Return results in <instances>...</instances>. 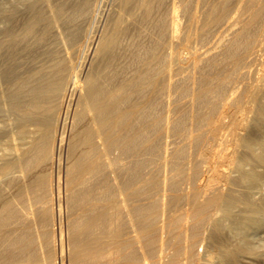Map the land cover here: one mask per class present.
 <instances>
[{
	"label": "bare ground",
	"instance_id": "6f19581e",
	"mask_svg": "<svg viewBox=\"0 0 264 264\" xmlns=\"http://www.w3.org/2000/svg\"><path fill=\"white\" fill-rule=\"evenodd\" d=\"M80 1L70 19L84 15L99 24L109 12L104 0ZM113 18V25L86 31L75 50L82 58L73 82L59 76L65 68L59 60L39 68L47 81L27 74L11 84L25 95L12 101L25 114L55 109L58 96L39 94L45 89L60 94L68 86L75 105L61 125L21 123L13 131V156L0 155V172L12 174L6 185L15 188L4 195L0 185V264L57 263L63 182L67 207L80 209L67 218L69 264H181L183 257L196 259L208 222L221 262L239 264L234 240L219 235L232 203H264V189L252 192L264 184V75L248 83L264 0H123ZM100 57L103 71L94 66ZM228 111L234 112V146L226 157L233 164L203 165L196 156L212 147L218 120ZM240 112L247 114L241 118ZM205 169L232 185L186 189L184 183ZM213 206H221L222 216H213Z\"/></svg>",
	"mask_w": 264,
	"mask_h": 264
},
{
	"label": "rangeland",
	"instance_id": "374dc122",
	"mask_svg": "<svg viewBox=\"0 0 264 264\" xmlns=\"http://www.w3.org/2000/svg\"><path fill=\"white\" fill-rule=\"evenodd\" d=\"M16 1L15 0H0V20H2L0 21V33H1L0 34V140L2 141V143H0L1 144L0 150L2 149L0 151L1 152L0 155L4 153L5 157L13 156L12 153L14 152V147H15V144L13 142L14 141L13 131L16 130V128H18L21 123L25 122V123H29L30 126L32 125L34 126V124L31 123L34 120H50L53 122L56 121L55 123L57 125H61L63 122V121L61 122V120H64L67 115L70 117L73 111L72 109L74 108V105H75V99H74V103L73 101L69 99V95L67 93L68 86L67 88L62 90L60 94L58 93L59 91H57L56 93L55 90H46V89L43 90V93H42L41 91L42 89H39V91H41L39 92V94L43 96L47 95L48 97H53L54 93L55 95L57 94L58 103L56 104L55 109L51 111H46L44 113L43 112H30V113L27 112L25 114L23 110L16 108L12 104V101L16 100L15 98L18 99V98L24 97L25 95L23 96L24 93H18L19 95L16 94L15 91H13V89L11 88L12 87L11 84H13V82L17 80L18 78L27 77V74L28 75L33 74L31 76L35 78L40 77V75H42L41 74L42 72L41 73L38 72L39 68L42 67V69L44 68V70H46L45 69L46 67L47 68L51 67L52 63H55L59 60L60 61L63 60L62 63H64L65 65V68L62 70V72L58 73L60 74L59 76L64 78L67 84H69L70 82H73L74 78H76V73H78L77 70L80 71V69H78L79 68L78 66L80 65V60L82 58L79 55V53L76 52L75 50L78 45L84 43L86 31L90 30V28L94 29L95 27L96 28L102 27L104 22L106 23V25H110V24L113 25L112 24L114 22L113 19H115L113 18V16H115V13H117L118 9L123 3V0H104V6L106 7V10H107L106 13L108 11L110 12V13L108 12L109 15L108 13L106 15H108L110 19L107 18L106 15H104V17L102 18V21L101 19L97 21L99 24L95 22L93 24L91 20L89 21V19L84 15L79 16L77 20L76 18H74V20L69 18V15H70L69 13H71L77 7V5L81 2L80 0H65L66 2L64 0H56V1L55 0H16ZM70 5L72 6L74 5V6L72 7ZM6 17L9 19H7ZM65 17L67 18L65 19ZM92 25H94L95 27H93ZM61 27H63V29ZM96 28L95 30H98ZM260 28L261 29L259 28L257 29L259 30L257 37L259 39V35H260V39L258 40V42L256 40V44H255V49L256 48L258 49V50L256 49V52L258 51L256 55L257 54L258 55H257L256 62L251 66L252 73L250 77H248L249 85H252L260 81L261 80L260 77H263L264 75V71H263L264 70V32H263L264 25L261 26ZM61 33L63 36L61 35ZM100 58L101 59H99L98 61L94 63L95 64L94 66L98 69L100 68V71H103V69L105 68L104 67L105 61L102 59V57ZM260 74H263V75L260 76ZM46 76H47L46 74L42 75L41 79L43 81H47V79L45 80ZM55 76L56 75H54L53 78H57V76L56 77ZM3 88L4 90L2 91ZM8 91L9 93L10 92L12 93L9 94L7 93ZM45 91H47L46 95L44 94ZM53 91L54 93L52 95L51 92ZM246 92L247 91L245 90V93ZM247 98H248L247 95H242V99L244 103L245 101L247 103ZM71 106L73 108H71ZM68 108L69 109L71 108V109L69 110ZM246 112L249 113V111H246ZM247 113L240 112L239 116L241 117L242 115L241 118H243ZM233 117H234V112L228 111L226 114L222 116L220 120H218L219 136L217 134V138H215L212 141L213 145L211 148L207 149L206 155L200 154L199 156L198 154L196 156V158H198L200 162L203 163V165L210 164V166L212 167L213 166L216 167L215 165H217L218 167L220 166L219 167L220 169H222V167L225 168L226 166V169H228L233 164V162L231 161L232 160L231 157L229 158L226 157V156H230L231 150L234 146V141L232 139L233 124H230V122L232 123L233 121ZM5 142L7 143L6 145H8V143L9 145L6 146ZM11 144H12V147H11L12 150L10 149ZM5 147H7L8 149ZM4 149L5 150L7 149L8 150L7 152L9 153L7 154V152L5 151L6 152L5 154ZM221 152H222V155H221ZM214 156L215 157L217 156V157L215 158ZM207 158L208 160H206ZM65 159H66V147L63 149V161ZM204 159H205V162L202 161ZM260 167H263V166L260 165ZM164 170H165L164 168L160 170L161 176L165 175L164 173L166 171L164 172ZM56 171H57V166L54 172ZM6 173L0 172V183H1L0 185H2L4 188L3 189L4 195L11 194V192H13V190L15 189L14 186H12L13 187L12 188L10 185H6V181L9 178V174H11V173H8V176H7ZM61 173H62V179H63L62 181H64V176H65L64 164L62 166ZM201 173H202V170H201ZM210 173L212 175H210ZM199 175H198L199 177L195 178V180L198 182H196L194 179H192V182L186 181L187 183L186 182L184 183L185 188L186 189L192 188L191 186H193L194 188L195 186L200 184L201 189L204 191V189L208 188L209 186H211L212 184L218 181H220L223 187L225 186L224 187L225 190H226V187L228 188L229 186L232 185L231 182L229 183V181L227 180H224V179L219 180L218 179L219 175L214 169H210V170L205 169V171H203V174H199ZM20 182L21 184H23L22 181ZM203 187H206V188L203 189ZM62 189H63L62 191L63 195L61 193V203L64 205L62 207L63 209L62 212L63 211L65 212L68 211V212L62 213V215L65 214L62 216V222L64 221V224L61 225L59 220H57L58 223L56 222L57 223L56 224V237H57L56 242L58 246L57 247L58 251L56 250L57 253L55 256V260L57 261L56 264H64V263L69 264L70 262L69 251H68L69 250L68 248L69 247V228L67 227L68 226L67 222L69 218H74V215L76 216L79 213L80 209L75 210L74 212L72 208L67 207L68 206L66 204L67 201H65L67 198H66V191H65L66 188L64 186V182L62 185ZM262 189H264L263 183L261 185L253 187L252 192L255 191L254 194L257 193L255 195H259ZM203 191L201 193H203ZM62 200L64 203L62 202ZM55 201H56L55 208L57 209L55 210L58 212L59 202H58L57 196L55 198ZM232 204L233 205H231V207L229 206L230 215L228 214L226 217L222 216L223 210H221L222 208L220 209L221 206H216V207L213 206V208L211 209L213 216H218V215L222 216L223 222H225L224 224L225 227L222 233H220L219 237L220 238L227 237L228 239L232 241L234 240L235 242L237 241V243H239V244H235V242L233 241L234 246L232 244V246L235 247L236 249L238 247L237 256H239L240 259L238 257L237 258L239 259L238 260L239 264H246L247 262H248L247 264H252V263L253 264H264V240H263L264 239V203H232ZM217 207H219L218 210H217ZM219 212L221 213L219 214ZM207 224H206V228L203 229V231L201 232L198 238V240H201V241L197 240V243L195 245V251L197 254L196 259L192 260V259H188V257L187 258L183 257L181 260V264H204V263L224 264L223 262H221L218 252H216L219 249L218 248L214 249L215 247L213 248L212 247L213 245L210 244L209 236L207 234L208 229H210V222H208ZM33 225L35 227L36 225L38 226L39 224H37L36 221H33ZM59 225L63 226L62 227L63 235L65 232V236H63L64 252L66 253L64 256V258L66 259V260L64 259L65 262L61 260L62 258L61 253H60V250H61L60 248L61 229L60 228L61 227ZM39 228L40 227L38 226L36 230H38ZM209 255L211 256V260L209 258ZM163 264H167V262ZM225 264H229V263L227 262Z\"/></svg>",
	"mask_w": 264,
	"mask_h": 264
}]
</instances>
